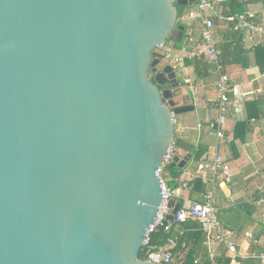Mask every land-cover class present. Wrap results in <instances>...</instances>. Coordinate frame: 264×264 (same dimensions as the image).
Segmentation results:
<instances>
[{
    "label": "water",
    "instance_id": "1",
    "mask_svg": "<svg viewBox=\"0 0 264 264\" xmlns=\"http://www.w3.org/2000/svg\"><path fill=\"white\" fill-rule=\"evenodd\" d=\"M195 3L0 0V264H157L140 257L157 171L193 156L175 117L194 95L167 53Z\"/></svg>",
    "mask_w": 264,
    "mask_h": 264
},
{
    "label": "crops",
    "instance_id": "2",
    "mask_svg": "<svg viewBox=\"0 0 264 264\" xmlns=\"http://www.w3.org/2000/svg\"><path fill=\"white\" fill-rule=\"evenodd\" d=\"M241 1L246 2L247 0ZM230 11L231 9L228 6L224 5L222 1L211 0L209 15L213 18L215 22L213 33L217 49L220 52L222 66L221 71L230 77V87L233 90V92L230 94L232 102L230 107L228 108H231V116L239 117L237 118L238 120L235 125H231L232 139L228 140L226 143V157H224L218 151L215 153V155L217 154L223 157L225 164H227L229 168L225 172L218 171L216 173H214L211 168L213 173L212 175H210L203 169V159L205 157V154L202 159L198 161L195 159L194 153L190 150L188 146H180L187 152L192 153V158L195 159V163L197 161L198 163L196 169H183V172L176 179L177 187L174 189L176 192L175 198L181 203L184 199H190L194 202H202L207 193L203 195L191 191L190 182L194 178H202L206 185L214 183L220 186L221 182L225 181L231 191V197L229 198L225 194L221 186L220 188L228 200V204H226L225 207L229 211H231V205L234 204L232 201V197L235 194L234 192H241L240 190H238V188H236V186L237 180L242 179L239 178V176L243 173L242 169H240L242 168L243 164L239 162L241 161L240 157L242 156V154L240 153V151H236L235 146L236 144L241 142L242 147H247L249 144L248 138L250 136H253V138L259 137L258 133L264 130L263 124H259V126L256 127H254L252 124V122H256L257 120H260V118H252L247 121V126L244 134H242V138L234 140L236 124L239 121H246L248 118L246 102L252 100L264 101V71H262L261 68L257 65L256 52L254 51L255 47L260 44H264V0H253L251 2H248L247 4L246 12L251 16L252 20L256 24L253 29H245L239 32L235 31L230 23H227L220 18V15H228ZM187 12L188 8H185L183 15L180 17V21H183V23L181 24H188L192 27L194 25V23H192V20H199L201 22V26L199 36L192 37L184 35V42L181 49L185 48L188 51V54L184 59V64L181 66V71L184 72V77H186L185 79L189 81V86L194 95V105L196 100H198L199 98L200 107L201 109L206 111L208 117L210 118V121L213 120L212 115H214V113V116H217L218 120L220 116V110L219 93L216 88V82L218 81L219 74L214 69L215 67H211V70L209 69L207 74H205L204 76L198 77V75L196 74L195 62L197 60H200V56H196L195 54H198L200 51H202L204 47V42L201 38L203 22L200 19H195L192 16V13L188 15ZM230 44L233 47H235L236 45L238 46V50L234 55H230L229 51L226 49L227 45ZM181 49H177L178 52L173 53L171 57L173 58V56L179 54ZM222 51L223 54H225V59L223 58L224 62L222 61L221 57ZM204 59H206L205 56ZM233 60H235V62ZM253 87L255 90V96L250 97L253 96ZM196 108L197 106L195 105V110ZM189 114L190 113L187 112L181 115L182 121L181 125L176 128V138L181 139L183 142L187 143L190 146L192 145L197 148L203 147L199 143V140L195 139L194 134L191 131L192 127ZM227 119L228 117H226V120ZM217 120L214 123V129L216 130V133L218 128ZM202 121L204 122L208 120L204 119ZM229 131L230 128L226 130L223 129L224 137H218L217 135V142L228 136ZM229 141H232V144L235 147V151L233 152V154L238 157V161H235L236 163L232 162L231 159V150H229L228 148ZM255 141L257 142L258 139L255 138ZM203 148L207 150L208 147L205 146ZM259 152L260 151L257 150V153H255V155L257 156ZM245 156V162L247 160H250L249 157H247V154H245ZM248 156L250 155L248 154ZM207 163L209 162L207 161ZM212 163L213 160L210 162V165H208L211 167ZM233 163L235 165H233ZM259 175L260 179L256 181V178L247 176L245 174V177L243 179L246 193H248L247 197H237V204L234 205H237L239 209H235L234 213H226L225 218L222 217L220 219L226 228L232 229L235 232L233 240L236 245V251L233 252L226 248L230 252V254H224L232 258L231 264H240L238 260L239 258L253 259L255 258V255L264 252V247L263 250L260 252L254 251L253 253L248 254L246 251V249H248L250 245L258 244L260 242L261 236L264 238V168L259 170ZM230 203L232 204L230 205ZM248 233H253V240L247 237ZM205 246L210 247V242L208 241V239L205 243ZM181 256H183V254H181ZM218 256H215V258ZM258 260L259 264H264V262H262L260 259Z\"/></svg>",
    "mask_w": 264,
    "mask_h": 264
},
{
    "label": "built area",
    "instance_id": "3",
    "mask_svg": "<svg viewBox=\"0 0 264 264\" xmlns=\"http://www.w3.org/2000/svg\"><path fill=\"white\" fill-rule=\"evenodd\" d=\"M198 10L192 13L195 19H200L203 22V29L201 31V38L204 42L203 50L200 51L196 56H205L213 67H215L216 72L219 74L218 81L216 82V88L219 93V110L220 116L217 120V135L218 137H224L223 124L226 121L225 112L228 111V107L231 105L230 94L233 92L230 87V77L221 71V58L220 52L217 49L216 42L214 40V20L209 15V9L211 7V0H197ZM220 18L225 22L230 23L235 31H242L245 29H253L256 24L252 20L251 16L247 13H236L228 15H220ZM162 47V46H161ZM188 51L183 48L180 53L175 55L174 58L167 53V56L172 58L174 64L177 66H182L184 64V59L187 56ZM174 148L171 149L165 160L163 167L159 168L157 171L160 177V182L162 186L163 202L160 207V212L155 223L150 228V233L155 232L159 227H165L166 232H171L173 229V223L168 221L166 217L170 213L171 209L169 207V202L172 198H175L176 192L172 189L165 176V167L172 162L174 155ZM214 173L218 171H227L229 166L225 164L222 156L215 155L213 158V163L211 165ZM215 188L216 184H210L209 191L207 192L204 200L202 202H194L190 199H184L181 203V207L175 215V222L177 224H182L190 219L197 220L201 222L204 231L207 234L208 241L217 240L225 245L228 250L233 252L236 251V245L234 243L235 232L232 229L226 228L218 218V208L216 206L215 198ZM247 237L251 240L254 239L253 233H248ZM185 245V244H184ZM144 247L146 248V258L157 264H171L177 257L176 250L179 247L178 236L170 237L167 242L163 245L153 246L150 245V235L145 241ZM143 247V248H144ZM255 258L260 259L264 262V252L255 255ZM211 259L214 260L215 257L211 255Z\"/></svg>",
    "mask_w": 264,
    "mask_h": 264
},
{
    "label": "rangeland",
    "instance_id": "4",
    "mask_svg": "<svg viewBox=\"0 0 264 264\" xmlns=\"http://www.w3.org/2000/svg\"><path fill=\"white\" fill-rule=\"evenodd\" d=\"M198 10L197 4L195 3L194 5H192L191 7L188 8V12L187 14H191L195 11ZM194 23V25L191 27L190 25H184L185 26V35L186 36H192V37H197L199 36L200 33V26H201V22L199 20H192ZM180 23H183V21L181 20ZM183 42L179 41L177 42V44L175 43V47H174V53L178 52L177 49H181L183 46ZM174 58V56H173ZM213 67V65H211ZM214 68V67H213ZM215 69V68H214ZM211 70V69H210ZM191 75V74H190ZM186 77H183L182 79L184 80ZM189 85V84H188ZM252 95L250 97H254L255 96V90L254 87L252 88ZM237 96V95H235ZM232 101V100H231ZM195 105L197 106L196 110L194 111H190L188 113L189 114V118L191 121V131L194 134L195 139L199 140V143L203 146V147H208L207 150L205 149V157L203 159V164L204 167L203 169L208 172L210 175H212V170L210 165V162L213 160V157L215 155V153L218 151L220 154H222L224 157H226L227 153L225 152V147H226V143L228 140L232 139V132H231V125H235V123L237 122V118L236 116H231V108H228V111L225 112V116L228 117V119L226 120V122L223 124V129L226 130L228 128H230L229 134L228 136H226L225 138L221 139L220 141L217 142V133L216 130L214 129V123L217 120V116L215 117V113L214 115H212L213 120L210 121V118L208 117V114L206 113L205 110L201 109L200 104H199V98L198 100H196ZM236 105V104H235ZM264 110V108H263ZM184 114V113H182ZM179 114L177 115L176 118V128L179 127L181 125V121H182V117ZM215 118V119H214ZM204 119H207L208 121H202ZM264 113L263 116L260 118V120H257L256 122H252L253 126H259V124H263L264 125ZM259 137H255L256 139H258V141H255V138H253V136H250L248 138V146L247 147H242V143L239 142L238 144H236V148L234 147V145L232 144V141L228 142V148L229 150H231V159L232 162L236 163L235 161H238V157L233 154V152L235 151L234 148L236 149V151H240V153L242 154V158L240 157L239 162H241L243 164L242 168V174L239 176V178H242L240 180H237V186L236 188H238V190H240V193H236L233 195L232 197V201L234 204H237V197H241V196H245L247 197L246 190L244 187V177L245 174L247 176H251L256 178V181L260 179V175H259V170L264 168V130L258 133ZM178 139V138H176ZM220 144V147H219ZM257 150H259V154L256 156L255 153H257ZM245 151V152H243ZM244 154V156H243ZM245 154H247V157H249L250 160H247L246 162L244 161V157ZM248 154L250 156H248ZM207 161L209 163H207ZM197 163L198 161L195 163V159L192 158L187 166L183 169H196L197 168ZM233 163V165H235ZM209 164V165H208ZM166 175L168 177H172V174L170 171L166 172ZM237 190V189H236ZM215 198L217 200L216 202V206L218 208V218L219 220L226 216V213L230 214V213H234L235 209L238 208L237 205H234L232 203H230L231 205V211H229L228 209H226V204H228V200L225 196V194L223 193V191L221 190L219 185H216L215 188ZM234 205V206H233ZM239 209V208H238ZM246 215V213H245ZM248 218V216H247ZM221 222V220H220ZM222 223V222H221ZM223 224V223H222ZM210 247L209 246H205L203 254L205 256V258H211V255L218 256V255H223V254H227L229 255L230 252L226 249L225 245L215 239L210 240ZM264 247V238L261 236L260 238V242L258 244H254V245H250V247L248 249H246L248 254L253 253L254 251L256 252H260L263 250Z\"/></svg>",
    "mask_w": 264,
    "mask_h": 264
},
{
    "label": "trees",
    "instance_id": "5",
    "mask_svg": "<svg viewBox=\"0 0 264 264\" xmlns=\"http://www.w3.org/2000/svg\"><path fill=\"white\" fill-rule=\"evenodd\" d=\"M251 1L253 0H247L246 2L241 0H225L222 2L224 5L228 6L231 9L230 13L228 14H236L246 12L247 4ZM178 10L181 17L184 13L185 7L178 5ZM171 40H174L176 44L178 42L174 38H172ZM226 49L229 51L230 55H234L238 50V46L236 45L235 47H233L230 44L227 45ZM254 51L256 52L257 65L261 68L262 71H264V44H260L255 47ZM221 57L222 61L224 62L225 54H223V51ZM233 61L235 62V60ZM211 67V63H209L208 60L204 59V56H200V60H197L195 62V71L198 77L207 74ZM246 107L248 118L246 121H239L236 124L234 140L242 138V134H244L245 132L248 120L252 118H261V116H263L264 101H247ZM180 146H188L190 150L194 153L195 159L198 161L202 159L206 152L205 148H197L192 145L190 146L178 138L175 140V147L177 148ZM167 171L171 172L172 177H168L166 175ZM182 172L183 169L171 168L170 164L165 167L164 176L172 189H175L177 187L176 179L180 176ZM190 186L192 192L205 195L208 191V188L210 187V184L206 185L202 178L197 177L190 182ZM175 236H178L179 247L176 250L177 257L171 264H231L232 258L224 254L216 257L214 260H212L210 257L205 258L203 251L205 248V243L207 241V234L204 231L201 222L194 219H190L182 224L173 223V229L171 232H166L165 227L163 226L159 227L157 231L150 233V245H163L167 242L170 237ZM145 251L146 248L144 247L140 254V257L143 259L147 257ZM181 254H183V256H181ZM238 260L240 264H259V260L255 258H239Z\"/></svg>",
    "mask_w": 264,
    "mask_h": 264
},
{
    "label": "flooded vegetation",
    "instance_id": "6",
    "mask_svg": "<svg viewBox=\"0 0 264 264\" xmlns=\"http://www.w3.org/2000/svg\"><path fill=\"white\" fill-rule=\"evenodd\" d=\"M164 88V87H163Z\"/></svg>",
    "mask_w": 264,
    "mask_h": 264
}]
</instances>
